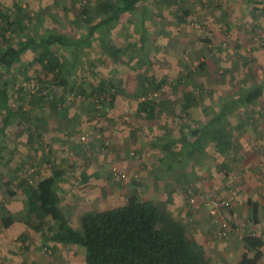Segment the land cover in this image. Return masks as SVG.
<instances>
[{
	"label": "rangeland",
	"instance_id": "rangeland-1",
	"mask_svg": "<svg viewBox=\"0 0 264 264\" xmlns=\"http://www.w3.org/2000/svg\"><path fill=\"white\" fill-rule=\"evenodd\" d=\"M2 1L0 0V4ZM102 1H109L115 6H120L123 2V0H54V11L69 10L75 16H78L74 29L64 34L81 36V34L86 33V30H83L84 21L82 18L85 9L90 11L91 14L97 15L93 20L95 22L106 17L105 14H99L98 11L99 4ZM165 1L147 0L143 3V6L148 8L140 7L133 14L134 17L132 15L122 16V18L131 17L135 22H139L138 19L143 13L141 12L142 9L149 10L147 26L145 27L148 30L145 45L140 41L141 32L138 31V26L134 27L129 21H125L120 24L122 26H119V29L113 28L110 30L107 28L97 32L88 47H83L78 51L63 47L53 50L67 66H69L70 61L78 58V63L67 78L71 85L84 90L88 96V98L79 97L74 103L70 99L60 102L58 100L61 95L66 94L67 98L71 96L68 91L65 92L60 89L57 102H60V105L64 108L70 105L78 107L80 104H87L93 109H102L100 119L104 123V120H107V122L115 121L113 115L116 109L113 110V108L116 107L117 102L120 103L126 99L125 102L130 101L134 105L142 106L143 104L138 100L143 95L141 93L145 90H147L145 92L158 91L156 88H159L160 85H163L162 87L165 90L161 91L162 87L159 88L161 95L155 104L161 103L163 96L172 93L174 87H181L182 93L190 89L201 91L202 94L200 95L205 96L206 102L216 105L227 99L234 100L240 95L237 93L256 87L264 81V0H251V2L248 0ZM25 2L24 0H6V9L14 8L20 12L29 13ZM262 18L263 23L262 21L259 23L258 21ZM163 25H168L170 31L163 32ZM123 26L127 31L120 29ZM33 27H31L32 29L29 28V32L37 34ZM186 30H189V34L184 33ZM183 35H186L184 37H187V40L182 38ZM185 43L190 46H185ZM105 46L109 49H106ZM158 46H160L159 49ZM39 53L40 49L28 51L13 68L12 73L10 75L6 73L7 76H3H6L7 80L1 78L0 81L3 84L6 81L8 82V89L11 90L10 97L14 101L13 107L18 109L23 106L22 112L24 108L33 109L36 107L37 104L33 101L32 95L39 98L40 95H37L36 90L42 88L46 81L51 83L52 88H56L58 83L57 78L42 74V67L36 62ZM187 64L188 66L184 67ZM127 74L130 79L133 77V81H131V84L128 82L130 87H127V90L129 89L131 94L126 96L124 93L127 90L122 88V91L115 85L117 76L122 77V75L126 76ZM107 75L113 79L110 84L112 96L107 97L105 104H100L103 107H100L97 106L96 98L90 95L99 91L101 86L98 82L102 78H107ZM151 75L155 76V81L149 84ZM143 77L148 78V82H138ZM123 78L125 77L119 79ZM38 80H42L43 84L38 83ZM145 85L146 87H144ZM52 94L53 96L49 94V97H45V100L54 99V91ZM75 98L74 96L73 99ZM185 98L187 99V96ZM113 99L115 103L112 106ZM109 100L111 102L107 103ZM95 126L97 131L99 125ZM131 127L135 128L136 125L132 124ZM18 130H20V126L16 127V130L13 128V130H9V133L6 132L3 136L4 140L0 138V203H15L13 206L22 212V203H26V198L22 193V184L24 181L35 184L42 178L47 177L48 174L44 173L46 172L44 166L49 163L28 160V157L35 155L36 152L30 150L28 144L19 143ZM113 133L108 132L107 134H110L114 141H120L121 138L119 137L121 135H114ZM6 135L10 139H6ZM142 135H145V133ZM83 137L82 148L78 153L85 156V158L81 157L85 164L88 161L91 163L89 159H91L92 152H95L92 146V136L86 135L84 132ZM143 137L147 138L148 135ZM116 145L111 144L108 148L102 146L100 156H107L105 159V163L108 165L107 168L99 172L100 176L92 177L89 180V186L77 185L76 191L73 192L77 201L79 198L83 200V203H97L93 212L121 207L127 204L128 199L132 196L138 197L141 201L158 200L164 203L163 206L167 211V215L174 217L173 219L176 221L181 220L180 224L212 257L215 264H237L245 253L253 256L254 251L249 248L245 241L248 237L259 238L264 242V233L255 226L252 216L248 215L247 217V215H244L241 218L234 216V207L238 198L230 210L226 211L229 230L225 236L218 233L219 227L210 215L209 209L204 205L205 202L198 199L191 202L192 193L203 195L206 200H210L211 198L226 197L234 187L241 189L240 196L243 190V182L248 178H254L264 187V183L259 179L260 173L257 174L252 170L251 176H245V169L241 173L242 175L233 177L237 183L232 185L226 193L227 195L221 192L210 196V194L207 195L204 192L197 191L196 185L193 184L186 187L185 190L182 188L176 191H167L161 189V186L159 188L153 186L148 190L145 188L148 175H145V169H142L143 173L140 174L128 170L125 167V162L124 164L120 161L116 165L115 161L110 160L109 155ZM255 147L259 150L258 145ZM126 151L129 153L127 149ZM70 153L75 152L70 151ZM135 157L136 155L131 156L129 154L126 162L136 161ZM262 162L261 168L264 167V161ZM18 167L20 169L16 170ZM114 170L125 173L127 178L116 177L113 174ZM244 173L245 175H243ZM166 175H168L167 170L164 171V176ZM230 177L232 178V176ZM60 181H62L61 186L57 185V188L63 197V201L67 203L65 195L68 193L67 190L72 187L67 185L68 180L66 178ZM199 203L202 205L203 214L207 215V218H205L211 221V225L206 231L197 230L188 216L184 214L188 211L189 206H196ZM1 207L5 209L6 205ZM19 215L21 216L22 213H19ZM83 215L65 210L69 225L75 230H81ZM28 216L31 224L33 223L32 226L38 225L29 213ZM44 225L47 228L53 226V233L58 227L50 220H46ZM32 234L33 236L29 232L26 240L21 239L18 241L21 244L22 242L24 244L29 242L28 247L23 244V248L14 245L15 247L11 249L12 251L10 250L9 255L5 254V257L0 255V264H85L86 253L83 248L73 245H65L66 248H64L61 245L52 246L48 243L47 250L44 247H39L40 245L37 243L36 249L34 245L40 239V235L33 231ZM229 249H231V252L226 254ZM34 250H37V252L35 253ZM2 251H6V247H0V252ZM10 260L11 263L6 262ZM259 264H264V256Z\"/></svg>",
	"mask_w": 264,
	"mask_h": 264
},
{
	"label": "crops",
	"instance_id": "crops-1",
	"mask_svg": "<svg viewBox=\"0 0 264 264\" xmlns=\"http://www.w3.org/2000/svg\"><path fill=\"white\" fill-rule=\"evenodd\" d=\"M24 1H26L25 4L28 6L29 13H25V11L23 13L14 8L6 9V0H3L0 4V11L3 16L6 17L7 15L14 20L15 31L20 30L19 24H24L28 33H30L29 28L34 26L33 28L37 32L36 37L39 39L52 33L63 34L71 32L77 23L78 16H75L71 11L63 10L66 13L54 11V0ZM248 1L251 2V0ZM148 12L149 10H147L145 18V27L149 17ZM28 17L29 19H27ZM132 17H134L133 14ZM125 21H129L134 27L141 23V20L135 22L131 17L122 18L121 16L116 22L104 29H119V26H122L120 24ZM261 21L263 23V18L258 22L260 23ZM4 22H0V27L6 24ZM120 29L127 31L124 26ZM162 29L163 32L170 31L168 25H163ZM184 33L189 34V30L184 31ZM2 34L3 31L0 30V35ZM184 36L186 35H183L182 38L187 40V37L185 38ZM144 37L147 36L145 35ZM184 45L190 46L188 43ZM57 48L58 46H52L51 50L53 51ZM105 48L107 49L106 46ZM5 50L6 43L0 38V54L5 52ZM77 63L78 58L68 64L71 66ZM186 66L188 64L184 67ZM11 71L6 72V68L0 65V81L1 78L2 80H7L6 73L10 75ZM4 75L6 76L3 77ZM122 77L125 78L119 79ZM122 77H116L115 86L120 90L122 88L127 90V87H130L128 82L131 84L133 77L130 79L128 74L126 76L122 75ZM154 78L155 76L151 75L149 84L155 81ZM143 79L138 80V82H148V78L143 77ZM111 80L113 79L107 75V78H102L98 83L101 85L104 82L106 85L107 83H112ZM95 81L97 80L95 79ZM258 86L264 87V81L260 82ZM178 88L174 87L172 93L167 94L165 97L163 96L162 102L159 104L138 106L130 103V101L125 102L126 99L120 103L117 102L118 104L116 103V107L113 108V110L116 109L113 115L115 116V121L107 122V120L103 119L104 123L100 119L102 109L96 110L87 104H80L78 107L70 105L64 108L60 105V102L55 103L52 98L49 99L50 102H47V100L40 104L35 102L37 104L36 107L33 109L24 108V113L22 112L24 116L19 121L16 120L6 131V113L2 106L6 86L5 82L4 84L0 82V138L4 140L3 136H5L6 132L9 133V130H13V128L16 130V127L20 126V130H18L19 143L28 144L30 150L36 152L35 155L27 156L28 160L35 162L39 160L49 163L44 166L46 175H52L55 171L61 172V177L58 178L56 185L61 186L62 181L60 180H65L66 178L68 180L67 185L72 187L70 188L71 190H67L68 193L65 195L67 203L63 201L61 196V208L64 212L65 210H71L72 213L77 215L93 213V209L96 208L97 203H83V200L79 198L77 201L73 192L76 191L77 185L89 186V180L92 177L100 176L99 172L107 168L108 165L105 163L107 156H100L102 146L108 148L111 144H117L109 155L110 160L115 161L116 165L120 161L125 162V167L128 170L140 174L143 173L142 169H145V175L148 174L145 188L148 190L153 188V186L156 188L161 186V189L163 188L167 191H176L182 188L185 190L186 187L193 184L196 185L197 191L214 196V194L221 192L226 194L232 185L237 183L233 177L242 175L241 173L245 169L246 172L253 170L257 174L260 173L264 168H261L263 165L262 161H264V90L260 92L257 99L252 100L248 105L228 108L225 105L232 103L238 97L234 100L227 99L222 103L212 105L210 102H206L205 96L200 95L202 94L200 93L201 91L190 89L182 93V88ZM8 91L10 96L11 90L8 89ZM245 91L247 90L237 94H240V97ZM124 94L127 96L131 94V91L128 89ZM50 96H53V94L50 93ZM186 96L191 98L187 101ZM13 102L12 100L11 105L12 108H15L13 107ZM225 108L226 114L219 118L224 113ZM19 123L20 125L17 126ZM94 124L99 125L97 131ZM132 124L136 125V127H131ZM84 132L86 135L92 136V146L95 150V152H92L91 159H89L91 163L88 161L86 164L81 159V157L85 158V156L78 153L82 148ZM108 132H114V135H121L119 137L121 138L120 141H114L110 134H107ZM144 133L148 135L147 138L143 137L145 136L142 135ZM6 139L10 138L6 135ZM256 145L259 146V150L255 147ZM188 146L189 148L187 149ZM70 151L75 153L69 154ZM130 151L132 152L130 153ZM129 154L131 156L136 155V161L134 160L136 163L134 161L126 162ZM170 157L177 162L171 163ZM19 169L18 167L16 170ZM165 170L168 171L166 176H164ZM224 171L227 172L224 173ZM161 175L162 177L160 178ZM3 204L6 205L5 209L1 207L4 206ZM14 204L0 203V247H6V251L0 252V255L2 257H5V254L9 255L12 251L11 249L15 247L14 245L19 246V248L22 244L28 247L29 242L25 244L22 242L21 244L18 241L21 239L26 240L29 232L33 236L32 231L40 235V239L34 245L36 249L37 243L40 245L39 247L47 249L42 244L41 233L33 228L38 226L39 222H35L38 225H33L32 227L33 223L31 224L28 216V204L22 203V212H20V209L15 208ZM201 207V203L196 206H189L188 211L184 214L188 216L197 230L206 231L210 227L211 221L206 219L207 215L203 214L204 211ZM234 211V216L238 218L244 215H247V217L248 215L252 216L255 226L264 233V187L254 178H248L243 182V190L238 197ZM19 213H22V215L20 216ZM178 222L181 223V220ZM44 228L47 229V227ZM49 243L52 246L61 245L66 248L62 244ZM262 251L264 253V246ZM34 252L36 253L37 250H34ZM230 252L231 249L226 254ZM6 262L11 263V260Z\"/></svg>",
	"mask_w": 264,
	"mask_h": 264
},
{
	"label": "trees",
	"instance_id": "trees-1",
	"mask_svg": "<svg viewBox=\"0 0 264 264\" xmlns=\"http://www.w3.org/2000/svg\"><path fill=\"white\" fill-rule=\"evenodd\" d=\"M145 1L147 0H123L120 6H115L109 1H102L98 11L99 14H105L106 17L98 22L93 21L97 15L91 14L87 9L83 10L82 18L86 30L84 35L73 34L70 36L64 33H52L39 39L36 34L28 33L24 24H19L20 30L15 31L14 20L7 15L6 17L3 16L0 11V22L5 21L6 18V24L0 27V30L3 31L0 38L6 43L5 52L0 54V65L6 68V72H9L28 51L40 49L36 62L42 67V74L57 78L58 83L56 88H52L51 83L46 81L42 88L37 89L38 92L36 90L37 95H40L39 98L32 95L33 101L40 104L46 99L45 97H49V94L54 91V101L57 103L60 89L65 92L68 91L69 95L76 97L73 99V103L79 97L88 98L84 90L71 85L68 81L67 77L76 64L67 66L51 50V47L72 48L75 51L88 47L97 32L116 22L119 17L132 15L140 7L148 8L143 6ZM167 1L169 0L165 2ZM142 10L143 13L139 18L141 23L137 26L138 31L141 32L140 40L145 45L146 37L144 36L147 34L145 18L148 9ZM107 49L109 48L107 47ZM38 83L43 84L42 80H38ZM5 84L6 93L3 95L4 103L2 106L6 113L7 131L16 120L19 121L22 118L23 106L18 109L12 108L8 82L6 81ZM110 84L105 85L102 82L101 85L99 84L101 86L99 91L90 96H94L93 98L112 96ZM162 86L160 85L159 88ZM262 90L264 87L259 86L247 90L235 101L226 104L225 107L248 105L249 102L257 99ZM142 94L148 93L144 91ZM67 97L66 94L61 95L58 101L69 100ZM190 98L187 97V101ZM105 101L107 99L100 104L104 105ZM47 102L50 101L47 100ZM110 102L111 100L107 103ZM156 102L158 100L152 104H145V106L153 105ZM114 103L115 100L113 99L111 104ZM223 112L219 118L226 114V108ZM19 125L20 123L17 126ZM170 158L171 163L177 162L174 158ZM60 177L61 172L55 171L52 175L42 178L35 184L24 181L21 186L28 204L29 215L34 221L39 222L38 226L32 227L41 233L43 246L47 247L49 242L79 246L86 253L85 264H215L212 257L203 250L194 237L179 222L167 215L163 204L158 200L141 201L138 197L132 196L128 199L127 204L121 207L83 215L80 231L71 228L65 212L61 208L62 198L56 185ZM46 220L58 225L54 233L53 227L44 228V221ZM245 241L249 248L254 251V254L250 256L245 253L237 264H259L264 256L262 251L264 242L253 237H248Z\"/></svg>",
	"mask_w": 264,
	"mask_h": 264
},
{
	"label": "built area",
	"instance_id": "built-area-1",
	"mask_svg": "<svg viewBox=\"0 0 264 264\" xmlns=\"http://www.w3.org/2000/svg\"><path fill=\"white\" fill-rule=\"evenodd\" d=\"M161 91H164V87L160 89ZM152 91L148 94L141 95L138 100L141 104H152L155 101H157L161 95L160 91ZM112 93V92H111ZM74 95H71L69 97L70 100H73ZM96 98V97H95ZM106 98V96H99L96 98V103L100 105L101 102H103ZM113 174L117 177H120L122 179H126L127 176L125 173H122L120 171L114 170ZM245 175V173H244ZM252 172L247 171L245 176H251ZM259 179L264 183V168L261 170ZM31 184V183H30ZM241 192L240 188L234 187L230 190V193L226 197H217V198H211L210 200H206L203 195H196L192 193L191 202H195L196 199L201 200L202 202H205L204 205L209 209L210 215L215 219L219 231L218 233L222 236H225L226 233L229 230V223L226 219V211L230 210L236 199L238 198L239 194ZM195 204V203H193Z\"/></svg>",
	"mask_w": 264,
	"mask_h": 264
}]
</instances>
